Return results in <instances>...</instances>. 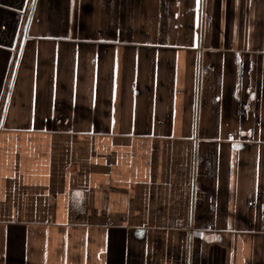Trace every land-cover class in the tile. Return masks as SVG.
<instances>
[{"label":"crops","instance_id":"1","mask_svg":"<svg viewBox=\"0 0 264 264\" xmlns=\"http://www.w3.org/2000/svg\"><path fill=\"white\" fill-rule=\"evenodd\" d=\"M0 264H264V0H0Z\"/></svg>","mask_w":264,"mask_h":264}]
</instances>
